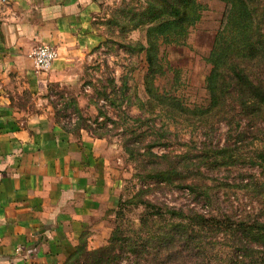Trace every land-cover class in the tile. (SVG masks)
I'll return each instance as SVG.
<instances>
[{
	"label": "rangeland",
	"instance_id": "obj_1",
	"mask_svg": "<svg viewBox=\"0 0 264 264\" xmlns=\"http://www.w3.org/2000/svg\"><path fill=\"white\" fill-rule=\"evenodd\" d=\"M132 1L100 0L99 10L92 20L100 41L75 55L66 67L65 77L55 81L59 85L52 86L55 91L64 89L77 95L83 112L91 118L97 114L95 105L88 102V94L95 97L94 87L105 85L111 93L113 84L118 86L125 80L128 86L129 97L123 99L120 108L109 106L102 99L99 101L106 104L103 109L119 123L111 136L101 137L110 148L109 159L114 160L107 163L113 168L110 172L111 200L104 213L90 217L75 244L80 234L90 248L105 244L117 222L115 211L119 200L131 197L141 186L145 198L156 204L182 208L185 213L196 210L206 215L226 213L248 222L264 220V134L258 128H248L240 141H233L240 130L235 123L216 118L204 121L193 115L195 109L208 105L205 84L210 63L207 55L219 26L223 1L199 0L203 6L201 16L190 27L186 41L162 45L159 55L164 71L154 78V87L163 96L161 103L148 98L144 84L147 68L144 53L131 51L124 45L130 40L144 41V29L122 31L107 23L114 10ZM32 98L26 93L23 102L31 106ZM139 99L144 102L141 106ZM121 108L132 116L148 119L142 122L127 119L119 110ZM152 125L169 129L164 136L158 130L159 144L150 147L156 154H166L158 160L157 167L168 169L175 165L181 172L173 174L169 184L156 183L151 176L154 173L150 170L152 163L146 162L144 168L140 166L124 150L118 134L125 126H134L137 133H145L135 144L141 145L138 149L143 152L156 134ZM226 144L230 148L229 156L223 157L215 149ZM138 159L145 163L152 160V155L139 154ZM123 207L124 223L137 228L144 206L128 203ZM196 230L194 241L179 248L180 252L150 255L149 263L264 264V234L229 229Z\"/></svg>",
	"mask_w": 264,
	"mask_h": 264
},
{
	"label": "crops",
	"instance_id": "obj_2",
	"mask_svg": "<svg viewBox=\"0 0 264 264\" xmlns=\"http://www.w3.org/2000/svg\"><path fill=\"white\" fill-rule=\"evenodd\" d=\"M99 3L0 0V264H61L90 217L110 205V148L60 128L45 97L73 57L100 41ZM41 43L57 49L46 71L29 56Z\"/></svg>",
	"mask_w": 264,
	"mask_h": 264
},
{
	"label": "trees",
	"instance_id": "obj_3",
	"mask_svg": "<svg viewBox=\"0 0 264 264\" xmlns=\"http://www.w3.org/2000/svg\"><path fill=\"white\" fill-rule=\"evenodd\" d=\"M222 1L219 26L207 55L210 63L205 84L208 105L195 109L193 115L204 121L216 118L235 123L240 130L233 141H240L248 128H258L264 134V0ZM202 7L199 0H134L120 5L107 20L109 25H115L122 31L144 29V41L130 40L124 45L131 51L144 53L147 67L144 84L150 100L163 102V96L154 87L155 75L164 71L159 55L162 45L183 44L190 27L199 20ZM53 85L59 84L48 83L45 97L52 106L55 123L60 128L72 134L83 129L90 136L99 138L112 135L113 128L119 123L108 115L103 106L121 107L123 99L129 97L125 80L118 86L113 84L111 93L105 85H100V88L94 87L95 97L88 94V102L97 109L93 118L83 112L77 95L69 94L64 89L55 91ZM100 99L106 104H100ZM143 103L139 99L140 106ZM119 110L124 117L133 121L148 119L132 116L122 108ZM99 117L102 119L99 120ZM133 127L125 126L118 131L124 150L143 168L146 162L152 163L150 170L154 173L151 176L156 183H171L172 175L181 172L175 165L168 169L157 167L158 160L166 154H156L150 150V147L159 144L157 131L164 136L169 129L152 125L156 134L141 152L138 148L142 146L135 144L145 133H137ZM229 150L227 144L215 149L223 157L229 156ZM139 154H151L152 160L142 163L143 159L137 160ZM143 188L139 187L129 198L119 200L115 211L117 222L105 244L90 248L83 234H80L78 242L61 264H150V255L158 256L164 252L170 255L173 251L178 253L179 248L192 243L197 228L264 234V220L248 222L226 213L206 215L196 210L185 213L182 208L156 204L145 198ZM128 203L142 204L145 208L137 228L124 223L123 205Z\"/></svg>",
	"mask_w": 264,
	"mask_h": 264
},
{
	"label": "built area",
	"instance_id": "obj_4",
	"mask_svg": "<svg viewBox=\"0 0 264 264\" xmlns=\"http://www.w3.org/2000/svg\"><path fill=\"white\" fill-rule=\"evenodd\" d=\"M29 56L37 70L46 71L57 57V49L48 43H41L31 49Z\"/></svg>",
	"mask_w": 264,
	"mask_h": 264
}]
</instances>
